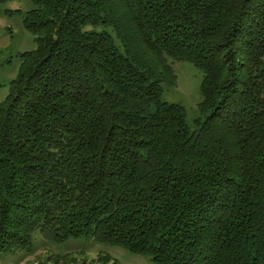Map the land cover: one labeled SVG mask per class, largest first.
I'll use <instances>...</instances> for the list:
<instances>
[{
    "label": "trees",
    "instance_id": "1",
    "mask_svg": "<svg viewBox=\"0 0 264 264\" xmlns=\"http://www.w3.org/2000/svg\"><path fill=\"white\" fill-rule=\"evenodd\" d=\"M34 5L36 49L0 103V254L38 233L153 264H264V0ZM168 59L202 72L192 128L161 99Z\"/></svg>",
    "mask_w": 264,
    "mask_h": 264
},
{
    "label": "rangeland",
    "instance_id": "2",
    "mask_svg": "<svg viewBox=\"0 0 264 264\" xmlns=\"http://www.w3.org/2000/svg\"><path fill=\"white\" fill-rule=\"evenodd\" d=\"M34 0H4L0 4V103L18 75L20 56L34 51L36 42L22 25L23 16L34 9ZM175 79L161 84V99L184 109L186 124L200 119L202 72L191 63L168 59ZM106 260V261H105ZM153 264L148 257L131 254L120 247L99 244L92 239H69L52 243L40 234L33 236L30 251L14 255L1 253L0 264Z\"/></svg>",
    "mask_w": 264,
    "mask_h": 264
}]
</instances>
